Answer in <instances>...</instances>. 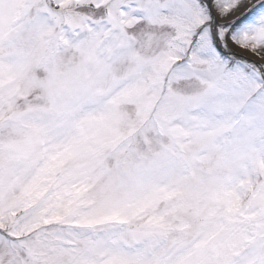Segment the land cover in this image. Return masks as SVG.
<instances>
[{
	"label": "snow or ice",
	"instance_id": "snow-or-ice-1",
	"mask_svg": "<svg viewBox=\"0 0 264 264\" xmlns=\"http://www.w3.org/2000/svg\"><path fill=\"white\" fill-rule=\"evenodd\" d=\"M0 264H264V0H0Z\"/></svg>",
	"mask_w": 264,
	"mask_h": 264
}]
</instances>
